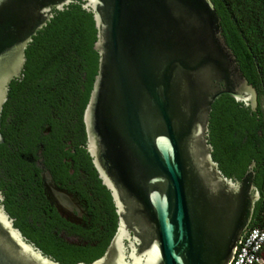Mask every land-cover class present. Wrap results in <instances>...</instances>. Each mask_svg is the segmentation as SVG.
Wrapping results in <instances>:
<instances>
[{
  "label": "water",
  "instance_id": "1",
  "mask_svg": "<svg viewBox=\"0 0 264 264\" xmlns=\"http://www.w3.org/2000/svg\"><path fill=\"white\" fill-rule=\"evenodd\" d=\"M66 6L93 21L96 70L82 125L116 216L101 255L76 264H227L261 200L262 157L249 160L238 180L211 159L215 99L228 96L258 117L251 75L220 3L0 0V111L31 37ZM0 264L59 263L26 242L0 206Z\"/></svg>",
  "mask_w": 264,
  "mask_h": 264
},
{
  "label": "flooded vegetation",
  "instance_id": "2",
  "mask_svg": "<svg viewBox=\"0 0 264 264\" xmlns=\"http://www.w3.org/2000/svg\"><path fill=\"white\" fill-rule=\"evenodd\" d=\"M89 90L79 83L69 94H56L50 118L24 137L12 133L22 129L10 125V114L3 122L0 112V206L26 242L58 263L57 257L69 264L96 259L116 225L109 192L85 150L82 111Z\"/></svg>",
  "mask_w": 264,
  "mask_h": 264
},
{
  "label": "trees",
  "instance_id": "3",
  "mask_svg": "<svg viewBox=\"0 0 264 264\" xmlns=\"http://www.w3.org/2000/svg\"><path fill=\"white\" fill-rule=\"evenodd\" d=\"M218 2L249 69L258 117L254 120L239 103L221 95L210 105L206 139L212 161L223 176L232 180L239 179L249 160L258 163L262 157L261 200L248 228L264 231V0ZM51 14L25 47L15 90L6 97L0 111L3 122L10 114V125L15 123L23 130L12 133H21L22 137L32 131V125L50 118L51 111L56 109V94H69V86L79 83L88 90L96 70L91 15L72 6ZM77 70L83 72L81 82ZM25 235L37 240L33 232L26 231ZM260 256L264 260V246ZM57 259L59 264H69L66 259Z\"/></svg>",
  "mask_w": 264,
  "mask_h": 264
},
{
  "label": "built area",
  "instance_id": "4",
  "mask_svg": "<svg viewBox=\"0 0 264 264\" xmlns=\"http://www.w3.org/2000/svg\"><path fill=\"white\" fill-rule=\"evenodd\" d=\"M264 246V231L251 227L244 230L227 264H262L260 250Z\"/></svg>",
  "mask_w": 264,
  "mask_h": 264
}]
</instances>
